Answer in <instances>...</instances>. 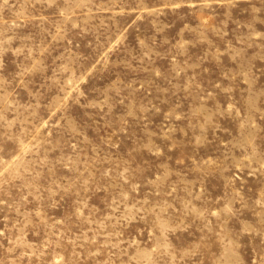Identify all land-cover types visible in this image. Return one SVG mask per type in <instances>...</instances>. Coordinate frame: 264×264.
I'll return each instance as SVG.
<instances>
[{
    "label": "rangeland",
    "instance_id": "obj_1",
    "mask_svg": "<svg viewBox=\"0 0 264 264\" xmlns=\"http://www.w3.org/2000/svg\"><path fill=\"white\" fill-rule=\"evenodd\" d=\"M0 264H264V0H0Z\"/></svg>",
    "mask_w": 264,
    "mask_h": 264
}]
</instances>
